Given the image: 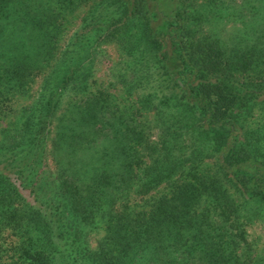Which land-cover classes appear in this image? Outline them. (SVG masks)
I'll list each match as a JSON object with an SVG mask.
<instances>
[{
  "label": "trees",
  "instance_id": "1",
  "mask_svg": "<svg viewBox=\"0 0 264 264\" xmlns=\"http://www.w3.org/2000/svg\"><path fill=\"white\" fill-rule=\"evenodd\" d=\"M0 121V264H264V0H0Z\"/></svg>",
  "mask_w": 264,
  "mask_h": 264
},
{
  "label": "rangeland",
  "instance_id": "2",
  "mask_svg": "<svg viewBox=\"0 0 264 264\" xmlns=\"http://www.w3.org/2000/svg\"><path fill=\"white\" fill-rule=\"evenodd\" d=\"M86 9V6L81 7L80 9H78V11L75 13L74 17H73V22L71 24H69V28H73L75 27V25L77 24L78 21V17L81 15V12H83ZM111 57L113 59H116L118 57L117 51L115 50V48L111 45L107 46ZM110 65V60L109 59H102V61L97 65V69H96V73H95V77H94V82L92 83V88L94 89V86L104 82V80L108 77V67ZM25 101L21 98H18L16 100H14L13 105L17 106L20 103H24ZM3 124L2 121H0V126ZM250 234L252 235H257L258 238V248L261 247V245L264 243V235L263 233L258 230L257 228H253V229H249L248 230Z\"/></svg>",
  "mask_w": 264,
  "mask_h": 264
}]
</instances>
